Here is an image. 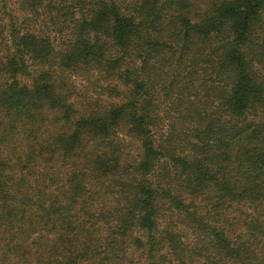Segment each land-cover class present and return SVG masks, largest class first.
I'll use <instances>...</instances> for the list:
<instances>
[{"label":"trees","instance_id":"16d2710c","mask_svg":"<svg viewBox=\"0 0 264 264\" xmlns=\"http://www.w3.org/2000/svg\"><path fill=\"white\" fill-rule=\"evenodd\" d=\"M0 264H264V0H0Z\"/></svg>","mask_w":264,"mask_h":264},{"label":"rangeland","instance_id":"374dc122","mask_svg":"<svg viewBox=\"0 0 264 264\" xmlns=\"http://www.w3.org/2000/svg\"><path fill=\"white\" fill-rule=\"evenodd\" d=\"M74 90H76L78 96H83L85 91V81L81 78L73 79ZM129 259V258H128Z\"/></svg>","mask_w":264,"mask_h":264}]
</instances>
